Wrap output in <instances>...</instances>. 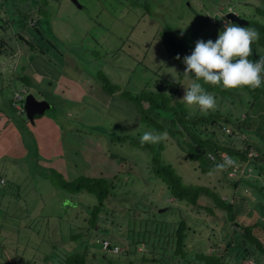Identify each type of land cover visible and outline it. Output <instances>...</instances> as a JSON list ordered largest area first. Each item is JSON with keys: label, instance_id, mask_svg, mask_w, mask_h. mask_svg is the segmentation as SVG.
Here are the masks:
<instances>
[{"label": "rangeland", "instance_id": "1", "mask_svg": "<svg viewBox=\"0 0 264 264\" xmlns=\"http://www.w3.org/2000/svg\"><path fill=\"white\" fill-rule=\"evenodd\" d=\"M45 1L37 0L35 6L42 10L40 29L44 35L49 32L57 40L50 50H44L45 44L34 37L20 48L13 44L15 54L0 57V104L3 100L9 101L11 107L5 108V114L20 128L27 127L24 102H13L15 92H23L25 87L37 99L50 102L44 115L54 117L59 123L62 137L51 140V144L37 142L31 132L22 129L19 141L22 156L14 157L7 151L0 157V242L6 250L0 264H45V255L66 241L71 232H84L85 228L78 227L77 221H86L89 215L84 205H92L96 196L84 189H72L70 184L60 188L62 181L70 182L79 176L110 179L112 184L108 187L118 189L119 199L107 206L105 220L98 225L119 234L127 230L125 216L132 214L131 209L141 210L148 216L135 203L141 193L153 199L164 196L163 191L145 184L141 164L147 153L134 143L153 128L142 125L125 101L106 95L102 82L109 78L114 83L119 81V88L133 93L142 86L172 88L169 83L177 82L180 67L175 60L167 59L165 36L181 44L180 51L191 53L197 40L215 42L228 21L224 17L228 10L253 23L264 22L262 12L257 11L264 9V0ZM2 24L7 26L8 22L2 21ZM11 34L10 29L0 28V38H8L7 46L11 45ZM46 39L44 36V42L50 44ZM22 75H25L23 80ZM183 78L180 90L174 91L180 99L191 83L190 79ZM59 88H63L62 92ZM242 95L238 92L232 98L216 99L217 109L243 117L246 106L239 112L237 108ZM166 131L169 139L155 146L163 145L158 148L161 161L170 163L185 183L215 188L223 193V198L229 196L238 221L249 224L264 220L261 214L264 200L259 199V193L252 189L246 192L248 184L244 181L234 187L224 172H201L195 162L187 159L184 137L172 129ZM246 138L250 139L247 135ZM11 143L1 145L0 152L9 149ZM232 173L230 177H234ZM141 183L145 186L137 188ZM182 207L187 213L191 210ZM156 211H165L164 206H158ZM215 213V217L205 214L196 217L201 224L197 223L200 226H195L189 241L195 243L201 239L208 248H212V240L223 242L220 229L230 224L224 221L223 213L216 209ZM91 235L99 238L101 233L92 231ZM122 248L119 245L117 253ZM93 250L88 254L89 259L94 256ZM252 262L247 259L244 264Z\"/></svg>", "mask_w": 264, "mask_h": 264}, {"label": "trees", "instance_id": "2", "mask_svg": "<svg viewBox=\"0 0 264 264\" xmlns=\"http://www.w3.org/2000/svg\"><path fill=\"white\" fill-rule=\"evenodd\" d=\"M36 2L37 0H0V28L3 31L10 29L12 32L10 46H7L8 38H0V57L15 54L13 44L20 48L24 43H30L34 37L45 44L44 50H50V46L54 45L53 42L57 38L48 31L44 35L40 29L42 10L35 8ZM42 2L46 3L45 0ZM257 11L262 12L261 15L264 16V9L259 8ZM2 21H7L8 25L3 26ZM250 26L260 35L259 40L252 44L253 55L249 57L255 61L264 56V22L249 21L242 27ZM44 36H47L46 41L50 44L44 42ZM163 43L167 49V59L175 60L180 67L177 82L169 83L172 84V88L165 86L150 89L142 86L138 92L133 93L127 88H119V81L114 83L109 78L102 82V91L108 96L115 95L125 101L139 116L142 125L157 132L172 129L173 133L184 137L187 159L195 162L196 168L201 172L211 171L214 164L222 162L224 154L233 157L236 164L223 171L224 174L232 179L234 187L244 181L248 184L246 192H251L250 189L255 190V193L261 195L260 198L257 195L256 197L264 200V84L255 90L247 87L226 90L198 81L216 99L232 98L236 93L242 92L243 95L237 105L238 112L243 105L246 106L243 117L221 109L203 115L198 109L192 110L186 106L180 97H175V92L180 90L181 80L185 77L183 73L186 65L182 62L183 58L191 53L186 50L180 51L182 45L174 42L170 36H165ZM177 55L181 59H175ZM190 78H194V74L190 73ZM20 79H25V75L20 76ZM144 102L147 106H144ZM8 107H11V103L3 100L0 111L3 112ZM40 116L35 115L34 119ZM246 135L257 141H250ZM241 136H244L241 140L236 139ZM140 138H136L134 143L139 149H143L141 151L147 153V158L141 164L146 175L145 184L155 186L160 192L163 191L164 196H156L153 199L152 196L141 193L140 199L133 202H137V207L143 208L148 216L142 214L141 210L131 209L133 210L131 215H123L126 217L124 223L127 230L119 234L98 225L105 220L107 206L119 199L118 189L110 190L108 187L112 184L110 179L104 176H79L70 182L62 181L58 187L66 188L70 184L72 189L77 191L84 189L96 196V202L84 205L89 216L85 222L77 221L78 227L85 228L84 232H71L66 241L63 240L59 246H55L45 255V264H244L247 259H252V264H264V220L257 219L249 224L236 220L235 208L229 196L223 198V193L215 188L212 190L204 185L185 183L170 163L161 161L158 148L163 145L158 147L153 144L142 145ZM207 153H211L215 160L210 159ZM232 171H236L234 177L228 175ZM144 186V183H141L137 188ZM170 198L172 201L166 200ZM177 203L181 206L176 205ZM162 205L165 211H156V208ZM182 206L190 207L191 210L187 213ZM215 209L223 213L224 221L230 224L229 227L223 226L220 229L224 236L223 242L220 244L217 240H212L210 243L212 248H208L201 239L195 243L189 241L188 238L191 232H194L195 226L201 224L196 217L203 214L215 217L217 216ZM261 214L264 215V204ZM204 219L201 220L202 223H205ZM92 231L101 233V236L98 238L91 235ZM212 234L215 236L216 232ZM59 235L61 238L62 234ZM107 240L108 245L104 249L103 242ZM119 245H123L122 251L114 252L113 247ZM93 248L94 256L89 259L88 254ZM5 251L0 242V257Z\"/></svg>", "mask_w": 264, "mask_h": 264}, {"label": "clouds", "instance_id": "3", "mask_svg": "<svg viewBox=\"0 0 264 264\" xmlns=\"http://www.w3.org/2000/svg\"><path fill=\"white\" fill-rule=\"evenodd\" d=\"M259 38L256 29L225 21V27L218 33L215 42L197 40L191 54L182 61L186 65L183 76L192 82L187 88L184 87L185 92L180 100L189 108L198 109L201 114L208 115L216 111L217 100L198 81L226 90L260 88L264 84V56L255 61L249 59L253 55L252 44ZM175 59L181 58L177 55ZM172 70L175 72V69ZM190 73L194 74V78H190ZM168 139L167 131L147 130L141 136L140 143L156 145ZM207 155L215 160L211 153ZM235 164L233 157L224 154L222 162L214 164L211 171L223 172Z\"/></svg>", "mask_w": 264, "mask_h": 264}, {"label": "crops", "instance_id": "4", "mask_svg": "<svg viewBox=\"0 0 264 264\" xmlns=\"http://www.w3.org/2000/svg\"><path fill=\"white\" fill-rule=\"evenodd\" d=\"M62 90L63 88L58 89L59 92H62ZM18 112L21 113L20 111ZM5 113L6 111H0V148L1 145L5 147L7 143L13 142L11 143L12 145L9 149L4 152H0V157L7 151L8 153H12L14 157L22 156L20 155V151L23 147L19 143L21 139L20 132L22 129L31 132V134L37 138V142L47 143V141H49L51 144V140L58 141L60 137H62V133L58 130V122H55L54 117L52 118L46 114L41 115L40 117L34 119L33 125L28 122L27 127L20 128L18 125H15L11 121V118H9ZM5 137H8L6 142H4Z\"/></svg>", "mask_w": 264, "mask_h": 264}, {"label": "water", "instance_id": "5", "mask_svg": "<svg viewBox=\"0 0 264 264\" xmlns=\"http://www.w3.org/2000/svg\"><path fill=\"white\" fill-rule=\"evenodd\" d=\"M76 1V0H73ZM226 20L236 23L239 26L247 25L249 21L232 10L224 13ZM23 111L30 124H34L35 115H44L45 111L51 106L50 102L45 99H37L32 93L28 92L23 101Z\"/></svg>", "mask_w": 264, "mask_h": 264}, {"label": "built area", "instance_id": "6", "mask_svg": "<svg viewBox=\"0 0 264 264\" xmlns=\"http://www.w3.org/2000/svg\"><path fill=\"white\" fill-rule=\"evenodd\" d=\"M22 90H23V92H18V93L15 92V94L13 95V102H21V101H23V99L25 97V94L27 93V90H26L25 87ZM17 108H19V107H17ZM251 155H252V153L249 154V156H251ZM232 172H234V176H235L236 175V171H232ZM232 172H229L228 175L232 174V175H229V176H233ZM107 245H108V241H104L103 242V248L106 249ZM113 251L117 252L118 251V246H114L113 247Z\"/></svg>", "mask_w": 264, "mask_h": 264}]
</instances>
